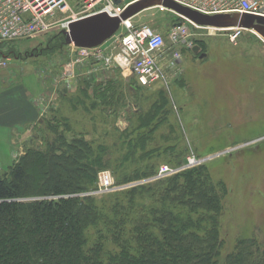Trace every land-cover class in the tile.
Listing matches in <instances>:
<instances>
[{"label": "rangeland", "instance_id": "rangeland-1", "mask_svg": "<svg viewBox=\"0 0 264 264\" xmlns=\"http://www.w3.org/2000/svg\"><path fill=\"white\" fill-rule=\"evenodd\" d=\"M180 20L152 7L136 14L132 23L152 25L166 36ZM194 33L192 43L200 49L182 53L178 78L139 88L130 77L105 74L88 93L82 76L65 84L69 48L59 28L0 44V56L8 58L0 66V174L26 148H45L46 140L52 142L60 133L67 141L82 139L95 151L98 145L104 148L97 191L103 170L110 172L115 186H123L176 173L160 176L163 165L176 171L184 165L203 166L209 189L219 193L222 206L217 217L220 261L241 239H254L264 248V42L251 31L234 42L224 31ZM63 39L59 47L48 45ZM108 80L115 93L104 100L93 97L94 86ZM150 111L152 119L140 127L138 117L145 119ZM51 123L55 133L48 129ZM191 157L199 161L188 166ZM145 168L153 174L133 176Z\"/></svg>", "mask_w": 264, "mask_h": 264}, {"label": "trees", "instance_id": "trees-1", "mask_svg": "<svg viewBox=\"0 0 264 264\" xmlns=\"http://www.w3.org/2000/svg\"><path fill=\"white\" fill-rule=\"evenodd\" d=\"M82 82L85 93L95 83ZM113 83L96 84L93 97L115 93ZM150 113L138 117L140 127ZM44 144L26 148L0 174V264H264V248L251 238L220 261L222 206L203 166L93 194L102 145L95 151L61 133ZM148 170L133 176L153 174Z\"/></svg>", "mask_w": 264, "mask_h": 264}, {"label": "built area", "instance_id": "built-area-1", "mask_svg": "<svg viewBox=\"0 0 264 264\" xmlns=\"http://www.w3.org/2000/svg\"><path fill=\"white\" fill-rule=\"evenodd\" d=\"M0 0V44L30 39L45 35L55 28L67 30L70 22L97 13L105 12L119 16L130 4L139 0ZM202 14H250L264 17V0H173ZM166 10L162 6H156ZM64 14V16H63ZM197 29L224 31L234 42L244 31L254 32L244 27H203L182 18L167 29L166 36L161 30L149 24L134 25L131 19L121 22L120 31L95 47H77L66 43L67 57L63 74L65 84L80 76L97 80L105 74L110 78L130 77L141 87H151L156 81L168 82L178 78L182 65V53L193 48V35ZM260 37V36H259ZM264 42V39L260 37ZM8 58L0 56V66ZM84 68L79 72V68ZM77 76V77H76ZM104 78V77H103ZM195 157L188 159V166L198 163ZM181 166V169H184ZM188 168V167H187ZM167 165L161 167L160 176L177 172ZM157 177V176H156ZM98 191L107 193L123 186L137 184L131 182L115 186L109 171L99 172ZM102 179V181H101Z\"/></svg>", "mask_w": 264, "mask_h": 264}, {"label": "water", "instance_id": "water-1", "mask_svg": "<svg viewBox=\"0 0 264 264\" xmlns=\"http://www.w3.org/2000/svg\"><path fill=\"white\" fill-rule=\"evenodd\" d=\"M114 1L115 3H119L118 0ZM157 5H161L183 16L197 25L216 28L230 26L253 28L264 38V17L250 14L207 15L173 0H139L128 5L119 16H110L105 12H101L70 22L67 30L63 31L65 43H72L77 47L98 46L118 31L122 20L129 19L141 11ZM199 49L197 45H194L192 48L193 52H198ZM204 56V53L200 54V58Z\"/></svg>", "mask_w": 264, "mask_h": 264}]
</instances>
